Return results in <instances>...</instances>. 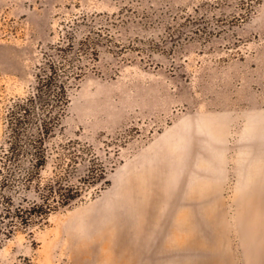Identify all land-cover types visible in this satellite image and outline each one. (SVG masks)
I'll use <instances>...</instances> for the list:
<instances>
[{
	"label": "rangeland",
	"instance_id": "374dc122",
	"mask_svg": "<svg viewBox=\"0 0 264 264\" xmlns=\"http://www.w3.org/2000/svg\"><path fill=\"white\" fill-rule=\"evenodd\" d=\"M65 34L97 60L42 180L106 174L0 264H264V0H0V141Z\"/></svg>",
	"mask_w": 264,
	"mask_h": 264
},
{
	"label": "trees",
	"instance_id": "16d2710c",
	"mask_svg": "<svg viewBox=\"0 0 264 264\" xmlns=\"http://www.w3.org/2000/svg\"><path fill=\"white\" fill-rule=\"evenodd\" d=\"M96 42L69 34L44 52L35 67L31 90L7 107L0 141V246L17 231L46 219L56 206H65L80 195L84 184L101 181L103 168L92 165L79 184L68 175L41 172L50 156L49 141L62 126L71 90L93 68ZM68 145V144H66ZM71 155L68 165L76 162Z\"/></svg>",
	"mask_w": 264,
	"mask_h": 264
}]
</instances>
